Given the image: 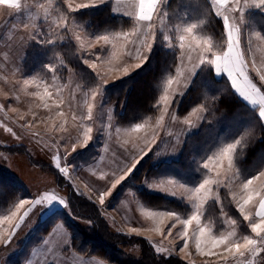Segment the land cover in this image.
<instances>
[{
	"label": "rangeland",
	"instance_id": "374dc122",
	"mask_svg": "<svg viewBox=\"0 0 264 264\" xmlns=\"http://www.w3.org/2000/svg\"><path fill=\"white\" fill-rule=\"evenodd\" d=\"M108 1L112 2L113 12L116 15L133 20V26L130 29L120 32L87 30L84 23L72 17L71 13L73 12L64 0H20L21 4H27L29 9V11L21 13H16L14 9L0 5V145L19 146L25 149V153L16 154L0 151V165L8 173L15 176L28 193L25 198L18 200L6 215L0 216V264H8V261L10 263L15 259L22 250V245L26 244L29 238L34 236L33 234L40 226L42 220L50 213L56 210L68 211L67 207L59 201H53L49 204L45 201L43 205H36L35 207L30 203L25 204L11 220L4 219V217L10 216L12 212H15L16 205L21 200L31 201L38 199L44 196L45 193L54 194L67 204L69 184L72 185L77 193L92 199L109 221L113 224L114 222L117 223L121 228L119 229L125 230L128 234L148 236V229L142 230L139 227L148 228L142 222L144 217L150 218V222L155 228V235H151L155 236V238L157 237L155 248L161 255H177L192 264H223L220 257L214 255L205 256L197 253L195 240L193 239V230L196 227L195 222L188 226V248L182 252L178 251L185 243V240L180 235V232L183 231V225L180 220L187 219L196 212L195 203L197 201L192 199V193L189 192V189L194 190L200 184L192 188L182 183L174 182L175 180L173 179L158 178L156 181L149 180V182H145L142 185L150 190L166 192L165 194L170 197H186V201L189 202L188 206L191 207L192 211L186 216L177 214L179 220L176 217L154 216L152 213L162 211L145 212L141 208L140 214L137 215L136 207L134 206L136 200L130 190L123 194L122 200L115 207L111 206L112 203L109 202V198L116 193L118 188L112 189V195L105 196L103 204L100 202V194L111 188V184L121 174L120 170L131 166L136 160L140 161L153 146H156V159L164 161L176 160L179 157L186 136L190 135V133H195L200 128L203 121L202 118H204L203 109L199 107L192 109L184 117H177L176 111L171 109L174 98L177 96L182 97L188 90L189 82L195 75H192L193 63L198 64L197 52L195 50L189 51L187 40L185 41L183 53L179 50V41L176 39L179 34L177 30L182 31L184 26L195 23L180 21L169 23L167 15H163L165 12L159 9L162 1L160 0L157 5V12L160 14L153 15L152 23L155 27L152 31L156 33V39L159 34L163 38L167 35L172 39V47H169V42L164 40L167 43V48H174L179 52V64L176 74L170 82L166 83L165 91L160 96L161 108H159L160 112L155 118L156 120L139 123L143 127L135 132L132 129L137 124L121 126L115 123L113 108L110 104H107V99H104L105 88L134 73L137 70L135 64L142 63V61L135 59V52L132 53L131 57L126 55L132 45H126L122 37L112 42L116 44L115 48L112 47V43L106 44L103 41L95 43L94 39L101 35L116 36L118 33L127 32L130 34L129 39L136 41V47H141L144 41L143 34L149 31L147 27L149 22L136 19V8L132 0H119V2L117 0H104L102 3H96V0H70V3L72 8L78 11V9H82L79 7L81 4L92 5L96 3L95 6H97ZM40 4H43L44 8H40ZM45 9L50 12L46 22L44 21ZM258 10H263L264 12V7L257 8L252 6L244 10L240 50L244 53L247 65L246 72L249 78L260 88L261 92H264V81L260 80V76L264 75V36L249 20L251 19L250 15ZM31 13L33 18H28ZM61 13L68 16V24L70 26L67 30L56 29L57 32L61 33V40L52 45H44L35 40H25V42L21 43V36L27 37L30 33L36 31L41 24H43L45 29H48L49 25L54 21H60ZM125 13H128V15ZM229 15L231 16L232 13H229ZM235 15H239V13H235ZM220 19L222 20V17ZM60 22L61 24L63 23L62 21ZM25 23L28 24L27 28L23 27ZM197 29L195 30L196 32ZM134 32L135 35H132ZM77 35L81 37L79 41L76 40ZM155 41L149 36L148 42L153 43V46ZM248 41H251L250 46L247 43ZM63 46L64 48L61 49L60 47ZM66 46H70V58L66 55L68 54ZM223 46L226 49V38ZM33 47L32 59H34L36 54L40 53V48H55L56 53L52 55V58L49 57L51 59L48 60V63L41 64V70L28 72L25 69V62L31 56H29V51ZM249 47L250 51H248ZM149 53L147 49H144L145 55ZM182 54L183 60L180 59ZM95 55H100L101 60L97 61ZM82 58H88L96 64V67L93 69L85 65ZM73 59L80 67L89 69L95 75L96 80L92 87L87 88L79 81L75 70L70 65ZM50 65L55 67V73L48 71L47 68ZM125 68H127V74H125ZM212 68L215 72L214 66ZM97 73L99 77H103L102 80L97 76ZM215 75L218 78H226L231 86V81L226 74L217 75L215 72ZM53 76L56 77L54 82ZM25 79H28L30 83L25 85L23 82ZM44 80L48 81L49 91L53 92V100L45 98L49 104L48 108L43 106L44 101H41L39 96L34 95V93L43 92ZM98 84L101 87L99 93L93 99L92 90ZM233 91L235 92L234 89ZM240 98L248 106L257 108L259 114V105H252L242 97ZM56 101H63L59 108L56 107ZM88 105L92 106L91 120L87 118ZM59 111H63L64 115H57ZM73 115L77 117L75 120L72 118ZM81 116L84 117L83 120L80 119ZM61 125H63L62 129ZM89 128L91 129L90 132L88 131ZM86 137L88 138L87 142H85ZM236 142L234 140L227 142L218 148L211 157L216 156L227 144ZM238 146L239 143L233 153L232 169H228V161L226 159L217 164L209 158L205 163L208 164L207 169L210 175L205 177L204 180L216 181L219 179L223 181L226 179L225 173H227V176L232 177L239 175L237 167H235V154ZM73 148H75V151H73ZM86 149L90 150L89 152L91 153L81 154L85 153ZM95 151H98V155L92 163L87 165L81 163V159L89 161L94 158L92 152ZM57 156L60 157L59 161L55 159ZM45 160H49L55 166L59 175L63 178V182H58L53 173L41 166ZM57 163L60 166L59 168ZM60 168H64L66 171L61 172ZM261 171H264V166L259 172ZM217 172L220 173L219 176H217ZM124 181H121V183ZM238 184L239 180H234L229 187H221L219 189V191L224 188L228 190L229 194L227 196L231 202L230 204L235 207L236 212L232 216L228 212H221L220 217L222 219L218 217L217 221L219 222H216L217 227L218 223L221 224V227L217 228L218 232H215L213 225H211L214 235L221 232L226 234L227 231L233 230V227H235L237 232V238L244 235H254L248 227V222L243 220L236 200H233V193L237 194V199L239 198L240 189L237 187ZM181 185L186 188H182ZM260 185H264V177L254 181L253 186ZM209 187L215 190L217 185L212 183ZM201 195L203 196L204 193L202 192ZM212 195H216L215 191ZM223 200L224 196L219 192V200L216 201L217 205L221 204ZM208 201H212V199ZM203 207L204 205L201 211L204 215L201 216L200 222L201 224H208L209 220L212 221L215 218L205 220L206 212L203 211ZM245 211L251 212L253 215L255 213V209L251 208V206L246 207ZM25 212H28L27 216H24ZM121 213L123 217H121ZM21 217H23V221H21ZM233 219L237 221L235 226L230 223ZM139 221H141V224H138L140 223ZM121 222L125 223L122 224ZM173 222H175V227L171 228V235H168L169 228ZM114 225L116 227L112 226V231L119 232L117 225ZM133 229L138 231H133ZM13 231L15 234L9 239V234ZM70 237L64 224L58 223L49 233V236L42 238L39 245H34L31 248H29L31 245H28L25 248L26 256L21 260V264H106L96 257H83L77 254L71 248ZM45 239L49 241L47 245L44 244ZM19 243L21 244L20 246ZM60 243H63L64 248L62 251L58 247ZM139 248L137 243L130 246L117 247L122 252L131 253L134 256L139 255ZM248 259L252 264H264V252H261L260 256L249 257Z\"/></svg>",
	"mask_w": 264,
	"mask_h": 264
},
{
	"label": "trees",
	"instance_id": "16d2710c",
	"mask_svg": "<svg viewBox=\"0 0 264 264\" xmlns=\"http://www.w3.org/2000/svg\"><path fill=\"white\" fill-rule=\"evenodd\" d=\"M159 9L167 13L169 23L179 21L195 23L198 34L211 37L214 47L221 44L222 20L214 15L210 0L164 2L162 0ZM72 12L73 18L84 23L87 30L95 32H120L133 26L132 19L113 12L111 1ZM250 18L249 20L264 36L263 10L251 14ZM158 36L142 67L105 88L104 99L106 98L107 104L113 108V118L117 125L151 121L160 112V96L165 91L166 83L176 74L179 52L174 48H167L164 38L160 34ZM66 48L68 53L66 55L70 58V46ZM33 49L34 47L29 51L31 56L25 62V69L28 72L41 70V64L48 63L56 53L55 48L44 47L40 48V53L32 59ZM71 62L70 65L79 81L87 88L92 87L95 84V75L89 69L80 67L75 59ZM212 69L210 65H201L189 82L190 86L186 93L182 97L174 98L171 105L177 117H184L196 107L202 108L204 112L200 128L186 136L179 157L172 161L158 160L155 158L156 146H153L140 159L128 176L129 179L126 178L120 183L116 193L109 198L112 207H115L123 198V194L130 190L136 202L145 209L186 216L192 209L188 206L189 202L182 197H170L160 191L144 188L142 185L149 180L156 181L159 178L173 179L174 182L196 187L210 175L208 169L203 167L205 162L218 148L232 140L239 141L235 154V167L240 178L247 180L259 173L264 166V123L260 120L257 108L248 106L235 94L230 82L224 77L218 78ZM0 151L9 154L25 153V149L19 146L0 145ZM89 151L86 149L85 153L81 154L91 153ZM92 153L94 158L89 161L81 159V163L85 165L92 163L97 158L98 151ZM41 166L53 173L58 182H63V178L49 160H45ZM227 191L226 188L219 191L224 196L221 204L217 205V202L212 200L207 201L203 207V211L206 212L205 220L215 218L212 219L215 232L221 227L218 223V228L216 222H219L218 217L222 219L220 217L222 211L228 212L231 216L236 212L235 207L230 204ZM27 194V190H24L16 177L0 165V216L6 215L12 206ZM67 211L56 210L42 220L34 236L22 245L20 253L13 261L10 263L8 261V264H21V260L26 256L25 248L28 245H31L29 248L39 245L42 238L49 236L58 223L64 224L68 230L72 250L83 257H96L106 264H192L177 255H161L155 248L156 239L128 234L120 230V226L115 222L119 232L112 231V226L115 225L102 214L99 206L87 196L77 193L71 184L67 193ZM136 243L140 247L138 256L117 249L118 246H130Z\"/></svg>",
	"mask_w": 264,
	"mask_h": 264
},
{
	"label": "snow or ice",
	"instance_id": "6c2138e0",
	"mask_svg": "<svg viewBox=\"0 0 264 264\" xmlns=\"http://www.w3.org/2000/svg\"><path fill=\"white\" fill-rule=\"evenodd\" d=\"M68 7L72 11H76L77 9H73L70 3V0H64ZM104 0H96V3H102ZM119 2V0H117ZM134 6L136 8L135 17L138 21H147L149 22L147 27L149 29L148 32H145L144 41L141 47H136V41L129 39L130 34L127 32L118 33L116 36L110 35H101L94 39L95 43H99L100 41L107 43H112L114 40L123 38L127 44H131L132 48L129 49L126 53L128 56H132V53L135 52V59L142 61V63L135 64V68L142 67L143 63L146 62L147 56L144 54V49H147L149 53L152 49L153 43L148 42L149 36H151L152 40L155 41L156 33L152 31L155 27L152 23L153 15H159L157 12V5L160 3V0H132ZM96 3L92 5L89 4H81L80 8H86L90 6H95ZM211 8L214 10V15L216 17H222V41L219 46H213L212 38L206 37L198 34L195 30L197 28L196 24H191L188 26H184L182 31L177 30L179 34L176 36V39L179 41V50L183 53L185 49V41H188V49L189 51L195 50L197 52V63H193V71L192 75L195 74L196 69L201 65H212L215 68V72L217 75L224 73L227 75V78L231 81V87L235 90V92L242 97L244 100L249 102L252 105H259V117L262 123H264V92H261L260 88L257 87L255 83H253L252 79L249 78L246 72V61L244 59V53L241 52V37H242V26L244 24L243 13L244 10L255 6L257 8L264 7V0H210ZM0 5L7 6L10 9H14L16 13H21L25 11H29L27 4L22 5L20 0H0ZM40 8H44L43 4L39 5ZM59 11V9H57ZM229 13H232L230 16ZM235 13H239V15H235ZM128 15V13H125ZM163 15H167V13H163ZM50 16V12L48 9H45L44 12V21L46 22ZM28 18H33L32 13L28 16ZM62 21L63 23L61 24ZM60 21H54L51 25H49L48 29H45L43 24H41L36 31L30 33L27 37L21 36V43L25 42V40L37 41L44 45H52L57 43L58 40L62 39L61 33L57 32L56 29L62 28L67 30L70 26L68 24V16L66 14L61 13ZM24 28L28 27V24L23 25ZM135 35V32L132 33ZM139 39V37H137ZM226 38V49L224 48V42ZM81 37L79 35L76 36V40L79 41ZM164 39L169 42V47L173 46L172 39L165 35ZM249 46L251 45V41L247 42ZM194 46V47H193ZM112 47L115 48L116 44L112 43ZM250 47L248 51H250ZM95 59L97 61L101 60L100 55H95ZM183 60V54L180 57ZM82 61L85 65H88L91 68H95L96 64L93 63L88 58H82ZM254 63V62H253ZM48 71L55 73L56 69L53 65L48 66ZM125 74H127V68L124 69ZM99 77V74L97 73ZM101 80L103 77H99ZM53 82L56 77H52ZM260 80L264 81V75L260 76ZM24 84L27 85L30 83L28 79H25ZM170 82V81H169ZM101 85H96V87L92 90V98L95 99L96 95L99 93ZM34 95L39 96L41 101H44L43 106L45 108L49 107L48 102L45 100L47 97L48 100H53V92L49 91V83L47 80L43 81V92L34 93ZM63 101H56V107L59 108ZM57 115L63 116L64 112L59 111ZM73 120L77 117L73 115ZM87 118L89 120L92 119V106L88 105L87 108ZM81 120L84 119L83 116L80 117ZM61 129L63 125L60 126ZM143 125L137 124L132 131H139ZM90 132L91 129L89 128ZM87 137L86 141L87 142ZM230 143L227 144L226 147L222 148L219 153L211 157L210 159L214 160L217 164H219L223 160L228 161V169H232L233 167V153L236 150L237 144ZM75 151V148H73ZM59 161L60 157L57 156L55 158ZM139 163V160H136L135 163H132L131 166L126 167L125 169H121V174L118 179L115 180L111 184V188L100 194V202L104 203L105 196L112 195V189H116L117 185L124 181L135 169L136 164ZM57 167L59 168V164L57 163ZM205 169L208 168V164L205 163L203 165ZM61 172H65L66 169L60 168ZM217 176L220 175L219 172L216 173ZM225 180H216L212 181L210 179H205L203 183L199 185L196 189H189V192L192 193V199L197 201L195 203L196 212L189 216L187 219L180 220V223L183 225V231L180 232L181 237L185 240V243L178 249V251H184L188 248V226L192 225L195 222L196 227L193 230V239L195 240V247L197 253L201 255L209 256L214 255L220 257L223 261V264H252V262L248 259L249 257H257L260 256L261 252H264V185L253 186L254 181L260 180L261 177H264V171L259 172L254 177L247 179L246 181H242L239 175L234 177L227 176L225 173ZM234 180H239V184L237 187L240 189L239 198L237 199V194L233 193V200H236L238 204V209L243 216V220L248 222V227L250 231L254 235H244L240 238H237V232L235 231V227L233 230L227 231L225 234L221 232L219 234L214 235L213 229L211 225L213 221L209 220L208 224H201V216L204 213L201 211V208L204 204L207 203L209 199L218 201L219 200V189L221 187H229ZM215 183L217 185L216 189L209 187L210 184ZM231 190V189H230ZM215 191L216 195H212ZM204 193L202 196L201 193ZM47 201V204L53 201L61 202L65 207H67L66 202L52 194L49 195L47 193L44 196L34 199V200H21L19 204L16 205V211L12 212L10 216L4 217V219L11 220L19 211L20 208H23L25 204H32L33 207L36 205H43L44 202ZM251 206V208L255 209L254 215L251 212L245 211L246 207ZM31 211V209H29ZM28 212L24 213V216H27ZM154 216L159 217H176L179 220V216L174 212H155L152 213ZM21 221H23V217H21ZM231 225L235 226L237 221L231 220ZM19 227V225H17ZM175 227V222L170 226L168 235H171V228ZM159 230V229H157ZM133 231H138L137 229H133ZM15 232L9 234V239ZM49 241L45 239L44 244L47 245ZM58 247L61 249L63 247V243H60Z\"/></svg>",
	"mask_w": 264,
	"mask_h": 264
},
{
	"label": "crops",
	"instance_id": "0c3cea01",
	"mask_svg": "<svg viewBox=\"0 0 264 264\" xmlns=\"http://www.w3.org/2000/svg\"><path fill=\"white\" fill-rule=\"evenodd\" d=\"M184 185H185V184H184ZM181 186H182V185H181ZM186 186H187V185H186ZM182 188H186V187H183V186H182ZM161 192H162V191H161ZM162 193L165 194L166 192H162ZM165 195H166V194H165ZM178 197H182V196H178ZM182 198H183V197H182ZM183 199H184V200H187L186 197H184ZM121 200H122V199H121ZM121 200H120V201H121ZM120 201H119V202H120ZM134 206L136 207L135 210H136V214H137V215L140 214V213H139V212L141 211L140 208H141L143 211H145V212H155L154 210H148V209H145V208L141 207V205H139V203H137V202L135 203ZM141 215H142V214H141ZM142 216H143V215H142ZM121 217H123V214H122V213H121ZM143 219H144V221H143L142 223H145L146 226H147L148 228H144V227L142 226V227H139V229H142V230H143V229H148L147 232H149V235H148V236H146V235L144 236V235L141 234L142 237H146V238H149V239H156L157 237L155 238V236L151 235V234H154V233H155V228H154V226H152V224H151V222H150L151 219L148 218V217H144ZM125 222H126V220H125ZM125 222H124V223H125ZM139 222H140V223H138V224H141V221H139ZM121 223H122V222H121ZM124 223H122V224H124ZM127 223H128V220H127ZM136 223H137V222H136ZM136 223H135V224H136ZM129 224H130V223H129ZM145 224H144V225H145ZM133 225H134V224H133ZM140 226H141V225H140ZM167 226H168V225H167ZM124 231H125V230H124ZM125 232H126V231H125ZM145 233H146V231H145ZM147 234H148V233H147ZM141 235H140V236H141ZM154 235H155V234H154Z\"/></svg>",
	"mask_w": 264,
	"mask_h": 264
}]
</instances>
